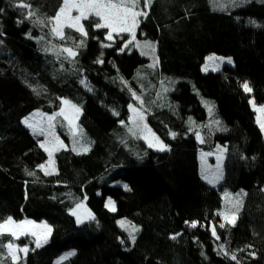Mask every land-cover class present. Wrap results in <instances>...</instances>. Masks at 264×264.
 <instances>
[{"label":"trees","instance_id":"trees-1","mask_svg":"<svg viewBox=\"0 0 264 264\" xmlns=\"http://www.w3.org/2000/svg\"><path fill=\"white\" fill-rule=\"evenodd\" d=\"M25 2L36 13L33 19L45 21L61 6V0ZM219 2L226 10H214L211 0H152L137 30L140 43L155 45L158 63L149 67L154 61L142 46L120 51L129 35L108 41L95 20L83 22L87 37L68 28L70 39L55 38L73 48L84 40L73 60L58 59L56 51H44L53 44L50 31L24 20L28 10L13 6L19 0H0V218L52 228L39 248L31 235L0 237V245L30 247L18 264H57L70 251L75 255L60 264H264V132L249 103L264 105V0ZM210 54L233 64L204 72ZM169 80H176L174 89L162 93ZM245 81L251 93L241 87ZM133 92L143 98L148 125L170 150L149 148L128 135ZM64 99L81 109L78 124L89 150L73 151L72 138L59 130L68 148L53 155L55 173L45 175L38 167L48 162L42 137L23 120L36 110L55 113ZM218 147L225 148L224 172L212 186L200 174L199 153ZM108 198L115 212L105 207ZM237 200L236 223L227 224L218 213ZM78 203L95 220L78 224L71 214ZM124 218L138 229L134 243L117 224ZM221 244L229 256L221 254ZM0 264H12L4 247Z\"/></svg>","mask_w":264,"mask_h":264},{"label":"snow or ice","instance_id":"snow-or-ice-1","mask_svg":"<svg viewBox=\"0 0 264 264\" xmlns=\"http://www.w3.org/2000/svg\"><path fill=\"white\" fill-rule=\"evenodd\" d=\"M211 2L214 5V10H220L224 11L226 10V6L224 4H221L219 0H211ZM230 2H235V0H230ZM141 3H143V8L140 7ZM152 3V0H61V6L57 10L55 16L48 17L47 18V24L51 25L50 32L54 37L59 38L62 41L70 39L69 37H66L64 34V28H72L76 32L80 33L81 37H87L88 33L84 28L83 21H93L94 27L97 29H106V37L105 39L108 41L114 40V34L115 36H120L123 33H128L131 36V39L123 42V47L120 48V51H124L125 48L128 47L129 44H132L136 41V35H135V29L139 26V18L144 17L146 18L148 15V12L144 9H148ZM14 7H18L22 10H28L26 11V14L24 15V20L31 21L33 24H39L43 25L45 24V20L36 18L33 19V17H36L35 11L29 10L31 9L30 3L25 2V0H19V3L13 5ZM73 10H75L78 14L72 15ZM4 10L0 9V13H2ZM24 20L18 21V23H23ZM251 23L255 24L254 21ZM29 38H32L29 36ZM37 39H43V37H39ZM84 46V40L81 39L79 42L75 43V48L73 47H62L59 49V51L56 53L57 58L59 59L60 56H63L64 60H73L77 55L78 51L76 49H79ZM102 47H111V44H102ZM136 47H140L139 42H136ZM145 48L150 49L153 53L155 51V45L151 42H146L144 45ZM45 52L52 51L51 48H45ZM143 55H148V52H142ZM102 55V54H101ZM207 61H220L223 62V57H217L215 55L209 56L206 58ZM98 63H103L102 60H97ZM231 58H228V63H231ZM156 63H158V58H154V62L152 65H149V67H155ZM62 66V65H61ZM218 66V65H217ZM204 70H208L207 63L204 66ZM81 84L85 85L87 87V83L84 80L80 81ZM243 90L246 93H251L252 88L249 86V83L247 81L243 82L241 85ZM33 91H37L36 89H33ZM89 91H91V88H89ZM37 94H39L37 92ZM132 95L139 100L140 97L136 96L135 92L132 93ZM143 103V101H141ZM250 104H252L253 108L257 112H264V106H261L259 108H256L255 101L250 100ZM62 104L66 107H61L60 111L58 113H54L52 116H49L47 119L49 121L48 128L51 130L54 128V124L51 122L55 120L56 116H63L65 120L68 121L70 126V133L73 136L74 143L77 141V137L82 135V129H79L78 127L73 125V118L68 115V111H71L73 113V116H78V114L81 112V109L75 105L72 104L69 100L64 99L62 100ZM130 110L133 113L132 120L133 123L136 124L137 128H140L141 131H147L151 133V129L147 128L146 124H143L144 121V115L141 111H138L137 108L133 107L132 105H129ZM212 108L209 106V113H211ZM118 115V113H116ZM190 123H194L191 121V118H189ZM257 122L260 124L261 129H264V121L260 120L258 117ZM23 123L27 125L29 128L33 129V132L36 133L37 129L34 124L29 123V118L25 117L23 120ZM123 124L124 121H121ZM215 123L218 125L220 122L215 121ZM130 132L135 135V132L133 129H129ZM39 134L46 135L44 132V129H39ZM171 136L174 138L176 136V133H170ZM153 139H149L148 136H144L143 138L148 142L149 148H155L158 151H168L170 150L166 144L163 143L159 139V137H156L154 133H151ZM52 141L53 144L52 148H49L46 146L47 144V138L45 143H41L39 146L44 149L45 152L48 153V167H52L54 164L53 161V152L58 151L59 148L56 147V144L58 143L61 147L63 146V142L59 140V137L55 136L54 132L52 133ZM197 139L201 140L203 142L202 138L200 137V134L196 133ZM76 149L73 148V151ZM84 152H87L89 149L87 147H83L82 149ZM225 149H219L220 152H223ZM204 155H211V153L208 154H202V159ZM221 160V156H217V161ZM38 167L45 172V175H52L55 173V169L53 168L52 171H48L46 166L44 164L38 165ZM215 175L212 179H209V176L207 172L204 173L203 178L205 180H208L209 183L218 182L220 179L223 178V174L220 170V164L218 163L216 166ZM28 175H34V173L29 172ZM124 189L126 191H131L130 187L125 184L123 185ZM241 193H237V197H239ZM225 197H230V194L225 193ZM105 207L108 208L110 211L115 212V202L109 198L105 204ZM85 208L83 203H78L74 209L71 210V214L76 217V222L78 224L84 223L85 220H95V216L91 213V211L85 209V212L83 214L79 213V209ZM232 208L235 209V211H232ZM232 208H229L228 211L219 212L218 215H220L224 221L227 224L235 225L236 223V212L239 211V201L235 204H232ZM231 213V215H229ZM185 223H189L188 221H185ZM195 221L191 222L192 227H196ZM117 224L124 228L126 231H128L129 237L131 238V241L134 243L136 240V236L134 233L138 231V229L131 225L130 222L127 221L126 218L118 220ZM220 228L225 227V223H221L219 225ZM36 229H41L42 232H37ZM52 228L47 223H41L36 224L35 222L31 220H21L16 221L13 217L8 216L6 218H0V237L3 235H10L13 239H19L21 236L25 235H31L35 238V245L36 248L42 247L44 243H47L48 236L51 234ZM176 235H179L177 233ZM176 235L172 236V239L176 238ZM212 235L216 237L217 240L220 239L219 236L216 235L215 227L212 228ZM124 241L121 240V243ZM0 247H4L8 252V257L11 259L12 264H18L20 256L19 253H23L25 256H27V253L29 252V248L27 246L25 247H19L14 245L11 241H9L7 244L0 245ZM221 254L224 256H229V253L227 251H224V245L221 244L220 246ZM250 247V246H249ZM34 251V249H32ZM75 255L74 251H70L65 253L59 258V261L57 264H60V261H63L67 259L69 256ZM252 255H255V253H252ZM230 259L235 261L236 255L231 254Z\"/></svg>","mask_w":264,"mask_h":264},{"label":"rangeland","instance_id":"rangeland-1","mask_svg":"<svg viewBox=\"0 0 264 264\" xmlns=\"http://www.w3.org/2000/svg\"><path fill=\"white\" fill-rule=\"evenodd\" d=\"M78 13L75 11V10H73V12H72V15H77ZM84 22V21H83ZM82 22V23H83ZM139 25H140V18H139ZM41 28L42 29H45V28H47L48 29V32L50 31V28H51V25H48L47 24V21H45V24H43V25H41ZM138 28H139V26L135 29V35H136V41L135 42H133V44L134 45H136V42H139V44H140V46H142V48L140 47V49H144V50H142L143 52H148L149 54H148V56L154 61V58H156L157 57V54H156V52L154 51V53L150 50V49H148V48H145L144 47V44L146 43V42H141L140 43V40H139V38L137 37V30H138ZM68 29V27H65L64 28V33H65V31ZM72 29V28H71ZM74 30V29H73ZM51 33V32H50ZM126 34H128V33H126ZM129 35V39H131V36H130V34H128ZM114 36H115V34H114ZM55 38H57V37H54L53 35H51V41H50V43H53V44H55V45H53V44H51V46H48V48H51L52 49V51H50V52H52L53 53V51L55 52L56 51V53L59 51V49L60 48H62V47H71V46H61V45H58L56 42H55ZM59 39V38H58ZM151 42V41H150ZM144 43V44H143ZM152 43V42H151ZM43 45V44H42ZM41 46V45H40ZM44 47V49H45V46H43ZM212 55H215V56H217V57H223L224 58V60H223V62H220V61H216V62H213V61H205V63H204V65L202 66V70L204 71V72H209V71H213V72H216V71H218L219 69H221L222 67H223V65H225V64H227L228 63V57H224V56H220V55H218V54H210V55H208V57L209 56H212ZM231 63H228V64H233V60H232V58H231ZM207 63V65H208V70L207 71H205L204 70V66H205V64ZM218 65V66H217ZM170 83V84H169ZM169 83H165V84H162V88H161V92L162 93H165V94H167L171 89L173 90L174 89V87H175V83H176V80H169ZM171 90V91H172ZM136 94V96H139L140 97V99L139 100H137L135 97V102H134V104L132 105L133 107H135V108H137V110L138 111H141L142 113H143V115H144V121H143V124H146L147 125V128L148 129H151V133H154L155 134V136L156 137H159L153 130H152V128L148 125V123H147V113H148V111H149V109H148V107H147V105L145 104V102H144V100H143V98L141 97V95H139V94H137V93H135ZM141 101H143V103H141ZM71 102V101H70ZM72 104H74L73 102H71ZM76 105V104H75ZM264 106V105H263ZM61 107H66L65 105H63L62 104V100H61V103H60V106H59V108H58V110L57 111H55V113H58L59 111H60V108ZM259 107H261V106H257L256 105V108H259ZM131 111V110H130ZM256 111V110H255ZM257 112V111H256ZM54 113H46V112H43V111H41V110H36V111H34L32 114H30V115H28L27 117L29 118V123H31V124H34L35 126H36V129H37V132H36V134H38L39 136H41L42 137V140H43V143H45L46 142V138H47V144H46V146L47 147H49V148H52L53 147V144L51 143V141H52V133L54 132V134H55V136H57V137H59V140L60 141H62L63 142V146L61 147L58 143L56 144V147H58L59 149H62V148H64V149H66V148H68V145H67V143H65V141H64V139L60 136V134H59V130H63V131H66L69 135H70V137L72 138V141H73V136L71 135V133H70V126H69V123H68V121L67 120H65L64 119V117L63 116H56L55 117V120H53L51 123L52 124H54V128L53 129H49L48 128V124H49V121H48V117L49 116H52ZM68 115L70 116V117H72L73 118V125L74 126H76V127H78L79 128V124H78V121H79V118H80V115H81V112L78 114V116H73V113L71 112V111H68ZM132 116H133V113H132V111H131V115H130V119H129V122H128V124H127V132H128V135L130 136V137H132L133 139H136V140H142V141H144V143L146 144V146H148V142L143 138L144 136H148V138L149 139H153V137H152V135H151V133H149V132H147L146 130L145 131H141V129L140 128H137V126H136V124H134L133 123V120L131 119L132 118ZM258 117L260 118V120H262V121H264V112H257V120H258ZM260 125V124H259ZM27 126V125H26ZM41 128H43L44 129V132H45V134L46 135H41V134H39V129H41ZM133 129V131L135 132V135H133V133L132 132H130L129 131V129ZM32 131H33V129L32 128H30ZM263 130V132H264V129H262ZM200 134V133H199ZM200 137L202 138V140H203V136H202V134H200ZM160 139V138H159ZM161 140V139H160ZM162 141V140H161ZM198 142L199 143H201V140H199L198 139ZM73 144H74V148L77 150V151H83V150H80V148L78 147V146H81L82 144H85V146L84 147H87V145H86V142L84 141V138H83V134L82 135H80V136H78L77 137V141L74 143V141H73ZM82 147H83V145H82ZM88 148V147H87ZM155 149V148H154ZM219 149H225L224 147H218V148H215L214 150H212V151H200V153H199V161H200V174H201V176H202V178H203V175H204V173L205 172H207V174H208V176H209V179H212L213 178V176L215 175V169H216V166H217V164L219 163L220 164V170H221V172H222V174H223V172H224V162H225V150L223 151V152H220L219 151ZM57 151H54L53 152V155L56 153ZM208 153H211V155H204L203 156V159H202V154H208ZM217 156H221V160L220 161H217ZM53 167H54V164L52 165V167H48V164H47V169H49V170H52L53 169ZM203 180L205 181V182H207L208 184H210V185H212V186H215V185H217V184H219V182L221 181V179L218 181V182H214V183H209L208 182V180H205L204 178H203ZM225 196V195H224ZM231 198V197H230ZM237 199H240V204L242 203V199H241V197L239 196V197H236ZM109 199V198H108ZM107 199V200H108ZM112 199V198H111ZM113 200V199H112ZM114 201V200H113ZM107 202V201H106ZM232 202V200L231 199H229L228 200V203L230 204ZM84 204V206H85V208H82V209H79L78 211H79V213L80 214H83L84 212H85V209H87V210H89V208L85 205V203H83ZM115 207H116V205H115ZM90 211V210H89ZM92 213V212H91ZM27 220H30V219H27ZM31 221H33V220H31ZM86 221H89V220H85V222ZM33 222H35V221H33ZM36 224H41V223H46V222H35ZM36 231L37 232H42V230L41 229H36ZM128 232V231H127ZM25 236H27V235H25ZM21 237H24V236H21ZM20 237V238H21ZM50 237V235L48 236V238ZM35 239V238H34ZM48 240V239H47ZM14 245H16V246H19V247H25L24 245H20V244H18L17 242H12ZM29 249H30V247L29 246H27ZM19 256H20V259L22 258V257H24L25 255L23 254V253H19ZM19 259V260H20Z\"/></svg>","mask_w":264,"mask_h":264}]
</instances>
